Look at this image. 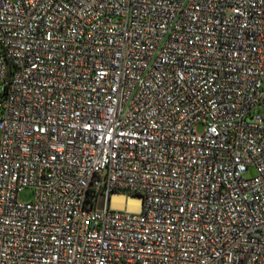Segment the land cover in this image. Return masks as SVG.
Listing matches in <instances>:
<instances>
[{
  "label": "built area",
  "instance_id": "1",
  "mask_svg": "<svg viewBox=\"0 0 264 264\" xmlns=\"http://www.w3.org/2000/svg\"><path fill=\"white\" fill-rule=\"evenodd\" d=\"M0 264H264V0H0Z\"/></svg>",
  "mask_w": 264,
  "mask_h": 264
},
{
  "label": "bare ground",
  "instance_id": "2",
  "mask_svg": "<svg viewBox=\"0 0 264 264\" xmlns=\"http://www.w3.org/2000/svg\"><path fill=\"white\" fill-rule=\"evenodd\" d=\"M123 200H124L123 196L119 194H115L113 196V206L117 208H122L124 206ZM128 201H129V206L131 207L132 210H136V211L139 210L140 200L138 198L130 197L128 198Z\"/></svg>",
  "mask_w": 264,
  "mask_h": 264
},
{
  "label": "rangeland",
  "instance_id": "3",
  "mask_svg": "<svg viewBox=\"0 0 264 264\" xmlns=\"http://www.w3.org/2000/svg\"><path fill=\"white\" fill-rule=\"evenodd\" d=\"M33 190L26 188L20 193V199L23 201H30L33 199Z\"/></svg>",
  "mask_w": 264,
  "mask_h": 264
},
{
  "label": "water",
  "instance_id": "4",
  "mask_svg": "<svg viewBox=\"0 0 264 264\" xmlns=\"http://www.w3.org/2000/svg\"><path fill=\"white\" fill-rule=\"evenodd\" d=\"M11 75V71H10V68H9V76Z\"/></svg>",
  "mask_w": 264,
  "mask_h": 264
}]
</instances>
